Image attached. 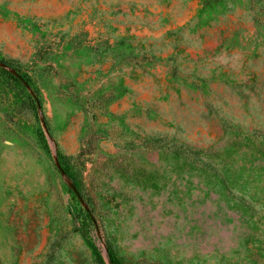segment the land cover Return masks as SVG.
<instances>
[{
	"label": "rangeland",
	"instance_id": "rangeland-1",
	"mask_svg": "<svg viewBox=\"0 0 264 264\" xmlns=\"http://www.w3.org/2000/svg\"><path fill=\"white\" fill-rule=\"evenodd\" d=\"M109 252L264 264V0H0V264Z\"/></svg>",
	"mask_w": 264,
	"mask_h": 264
},
{
	"label": "trees",
	"instance_id": "trees-1",
	"mask_svg": "<svg viewBox=\"0 0 264 264\" xmlns=\"http://www.w3.org/2000/svg\"><path fill=\"white\" fill-rule=\"evenodd\" d=\"M2 63L8 66L10 65L11 62H9L8 60H2ZM109 261H110V264H121L111 252H109Z\"/></svg>",
	"mask_w": 264,
	"mask_h": 264
}]
</instances>
